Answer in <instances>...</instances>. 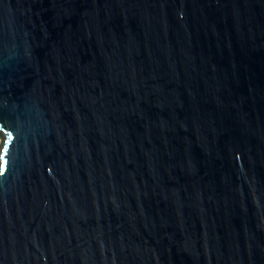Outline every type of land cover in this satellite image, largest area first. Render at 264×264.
Segmentation results:
<instances>
[{
	"label": "water",
	"instance_id": "95a60500",
	"mask_svg": "<svg viewBox=\"0 0 264 264\" xmlns=\"http://www.w3.org/2000/svg\"><path fill=\"white\" fill-rule=\"evenodd\" d=\"M0 264H264V0H0Z\"/></svg>",
	"mask_w": 264,
	"mask_h": 264
},
{
	"label": "trees",
	"instance_id": "16d2710c",
	"mask_svg": "<svg viewBox=\"0 0 264 264\" xmlns=\"http://www.w3.org/2000/svg\"><path fill=\"white\" fill-rule=\"evenodd\" d=\"M0 150H1V147H0Z\"/></svg>",
	"mask_w": 264,
	"mask_h": 264
}]
</instances>
